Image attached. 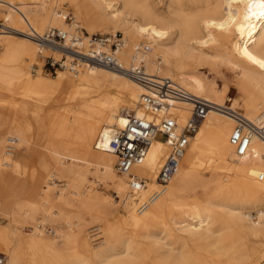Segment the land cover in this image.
<instances>
[{
  "label": "bare ground",
  "instance_id": "obj_1",
  "mask_svg": "<svg viewBox=\"0 0 264 264\" xmlns=\"http://www.w3.org/2000/svg\"><path fill=\"white\" fill-rule=\"evenodd\" d=\"M64 4L75 10L70 24ZM0 11V91L12 84L15 109L11 125L0 136V244L9 261L0 253L6 255V264H241L233 258L236 246L227 243L224 231L212 229L210 217L191 208L179 222L175 210L186 180L210 157L228 173L218 181L220 192L249 194L264 187V142L253 137L247 156L238 158L229 143L234 120L210 109L165 193L140 213L129 194L128 178L116 171L109 140L110 133L127 124L122 108L135 104V114L144 115L139 103L147 90L129 75L95 64L56 73L67 71V77L62 73L45 77L42 59L60 62L63 50L41 45L34 36L52 29L70 34L80 29L91 34L99 29L121 31L124 47L118 56L126 69L132 67L138 47L150 46L143 56L149 74L170 79L219 108L243 110L248 121L261 126L264 0H215L192 12L178 4L169 18L151 0H0ZM214 59L239 74L236 87L243 92L241 99L231 98L229 86L220 87L206 75L205 70L214 73L210 68ZM33 72L43 74L36 77ZM174 106L172 113L185 125L193 105ZM23 148L36 157L34 162L21 153ZM167 153L166 145L157 140L144 162L133 168V173L151 180L142 200L157 189L156 176ZM100 182L120 196L128 214L126 226L153 240L154 255L141 241L128 237L125 228L109 222L116 201L99 193ZM39 196L44 197L41 203ZM49 198L79 211L66 215ZM259 214L264 217V211ZM251 230L264 240L260 221ZM92 236L100 240L97 246Z\"/></svg>",
  "mask_w": 264,
  "mask_h": 264
},
{
  "label": "built area",
  "instance_id": "obj_2",
  "mask_svg": "<svg viewBox=\"0 0 264 264\" xmlns=\"http://www.w3.org/2000/svg\"><path fill=\"white\" fill-rule=\"evenodd\" d=\"M71 18L69 16L68 20L71 21ZM34 37L41 45L63 50L64 56L60 62L51 57L46 58L48 61L45 66H48L52 74H56L59 69L70 68L75 71L83 65L95 64L125 73L147 90L148 94H143L139 103L144 115L139 117L134 111L127 112L126 126L110 133L109 140V152L117 158L116 171L128 178L129 194L135 199L140 213L147 211L165 193L210 109H218L234 120L235 126L229 143L238 158L247 156L253 137L264 142V122L257 126L230 107L219 108L195 97L170 79L149 74L143 56L151 51L150 46L138 47L132 67L126 69L118 56L124 47V37L121 34L90 35L82 29L70 34L52 29L44 36ZM177 102H190L193 105L191 117L185 125L180 124L178 117L172 113L174 103ZM157 140L166 145L168 153L162 159L156 176L157 189L142 200L140 197L149 189L151 180L132 170L144 162ZM262 179L261 175L259 180ZM6 262V255L0 253V264Z\"/></svg>",
  "mask_w": 264,
  "mask_h": 264
},
{
  "label": "rangeland",
  "instance_id": "obj_3",
  "mask_svg": "<svg viewBox=\"0 0 264 264\" xmlns=\"http://www.w3.org/2000/svg\"><path fill=\"white\" fill-rule=\"evenodd\" d=\"M151 2L153 7L160 14L169 18L174 9L177 8L178 4L182 10L192 12L197 10V6L205 8L209 4H213L215 0H151ZM65 8H67L65 21L67 24H70L74 21L75 10L68 4H64L62 9ZM1 13H3V11H0V14ZM68 16L72 17L71 21L68 20ZM83 30L90 35H94L87 29ZM95 34H121L124 37V34L121 31L114 29H110L108 31L99 29ZM47 61V59L43 58L40 63L44 74L41 72L38 74L33 72L36 77H38L39 74H43L45 77H48L46 76L47 74L49 75V78L56 77L60 73H62L64 77L70 75L67 71H60L57 75L55 73L52 74L48 66H45ZM210 68L214 73L212 74L209 70H205L206 75H211L209 77L211 79H215L218 84H220V87L223 85L229 86L230 91L228 95L231 98L241 99L243 97V92L236 87V83L240 76L239 74L233 72L231 66L221 63L218 59H214L210 64ZM216 72L219 74L218 77L215 76ZM11 85L12 84L9 86V90L0 91V136L11 125L15 114V109L11 104ZM35 107L37 106L32 104L31 108ZM136 108L137 105L129 104L126 108L121 109V115H124L127 112H132L136 110ZM30 111L32 112L33 109H30ZM239 111L244 114L243 110ZM16 148H18V143L16 144ZM25 150L26 149L24 148L21 149V153L26 155L31 162H34L36 157L28 154ZM1 159L3 160L4 158L2 157ZM226 174L228 173L222 172L220 168H218L217 162L210 157L205 166L201 170L197 171L192 179L186 180L188 184L183 192V195L178 200L180 206L175 210V215L179 222V218L182 213L186 210H190L191 208L196 213L207 215L210 217L212 229L214 231H224L227 243L230 246H236L237 252L233 258H237L241 261V264H264V240L261 236L256 235L254 231L251 230V228L254 227V223H257L258 221H260L264 226V217H261V219L258 218L260 216L259 211H264V187H259L249 194L238 190H230L222 193L219 191L218 181ZM96 188L101 195H109L116 201L110 211L109 222L117 227L125 228L128 233V237L141 241V246L149 250L154 255L155 247L153 246V240L150 238L145 239V232L139 233L132 227L126 226L128 214L126 213L127 210L122 205L120 196V199L117 198L114 190L105 186L102 182L97 183ZM38 200L41 203L44 201V197L39 196ZM48 200L51 203L56 204L57 210L62 211V213H65L66 215L73 216L74 213L79 211L78 207L71 208L70 205H63V203H60L55 198H49ZM245 216H249V218H245ZM61 217L64 218V216ZM8 224L9 223L6 222L2 226L7 227ZM58 228L62 229L63 226H58ZM154 231H156V227L150 229V233H153ZM85 236L87 238V232H85ZM91 241L96 246L100 242V240H97L96 236H92ZM0 252L7 254L9 261V254L1 244Z\"/></svg>",
  "mask_w": 264,
  "mask_h": 264
}]
</instances>
